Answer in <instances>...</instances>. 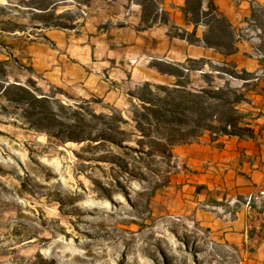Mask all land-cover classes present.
Listing matches in <instances>:
<instances>
[{
	"label": "rangeland",
	"instance_id": "374dc122",
	"mask_svg": "<svg viewBox=\"0 0 264 264\" xmlns=\"http://www.w3.org/2000/svg\"><path fill=\"white\" fill-rule=\"evenodd\" d=\"M40 1L0 0V264H249L250 238L238 242L239 233L223 227L231 216L222 210L215 216L204 205L206 193H196L198 186L209 188L207 175L213 168L208 156L197 152L199 145L176 147L180 160L171 163L138 164L133 158L139 153L125 156V150L111 144L60 145L28 128L21 109L3 95L10 85L66 105L97 103V114L121 116L130 123L117 128L129 138L123 146L137 148L134 116L143 87L149 84L154 92L175 89L174 80L159 85L147 82L148 76L108 92L104 85L97 100L76 85L60 89L55 73L79 68L90 52L98 54L97 28L105 34L130 19L146 26V13L138 5L143 0H49L57 6L45 25L29 10ZM260 12L264 26V9ZM133 66L139 72L145 68ZM187 79L194 85L184 87L190 92L240 90L238 80L215 74L207 82L201 75L189 74ZM108 156L128 161L144 179L97 161ZM163 179H169L168 185L153 195ZM261 192L251 195L260 209ZM246 208L254 210L247 203Z\"/></svg>",
	"mask_w": 264,
	"mask_h": 264
},
{
	"label": "trees",
	"instance_id": "16d2710c",
	"mask_svg": "<svg viewBox=\"0 0 264 264\" xmlns=\"http://www.w3.org/2000/svg\"><path fill=\"white\" fill-rule=\"evenodd\" d=\"M162 0H143L138 5L142 7L146 15L143 22L146 25L167 23L165 11L162 7ZM57 5L49 0H41L33 7H29L33 16L39 19L41 24L47 25L51 14L55 12ZM262 2L251 1V15L248 18L247 29L238 38L249 37L253 32L257 35L261 44L256 48L259 63L262 65L260 78H264V26L260 18V11L264 8ZM187 10L193 15L194 23H199L201 6L194 2L187 5ZM205 22L210 25L208 33L204 36V43L212 47L228 48L231 38L226 27V20L213 14L209 9L204 14ZM50 28H62L52 26ZM197 26L195 27L196 33ZM243 37H242V36ZM193 71L203 72L200 74L203 81L207 82L210 76L203 68L209 67L216 71L218 76L243 81L244 85L239 91L215 90L202 88L200 91L190 92L180 89H159L157 92L151 90L149 84L142 89L139 98L141 107L138 116H134L135 129L139 133V139L134 140L137 148L123 146L128 143L125 134L119 132L120 125L130 126L128 121L121 116L97 114L93 106L97 103H86L83 105H66L59 100L47 96L37 95L32 89L10 85L4 89L3 95L7 100L18 106L22 111V118L27 123L28 128L47 139L66 146H101L111 144L125 150V156L131 152L140 155L133 158L138 164L149 161H162L171 163L173 159H179L175 155L174 149L184 145H199L203 150L223 149L224 141H253L258 148L264 145V124L259 121L264 119L262 113H258L253 106L255 97V81L259 79L255 75L243 72L241 75L229 64H212L211 60L199 59L190 62ZM218 67V69L216 68ZM169 69V67H166ZM169 73V72H168ZM244 76L248 79H240L235 76ZM12 92H17L16 97H12ZM250 110H242V108ZM244 111V112H243ZM97 161H103L110 165L112 169L119 167L120 174L129 175L138 179H144L143 172L132 169L128 161H122L119 156H108ZM244 175V174H242ZM114 177V176H113ZM169 179H163L154 188L153 195L157 190L165 188ZM98 186L100 184H97ZM100 188V187H99ZM103 188V187H101ZM106 197H109L106 194ZM206 193L205 204L212 213L217 216L222 210L231 218L237 211L246 206L247 199L240 194L234 195V205L232 200L224 190L217 188L212 191L206 186H198L196 193ZM224 194V199L219 201V196ZM257 213L264 210L259 206H254ZM255 229L249 235L252 241L255 237ZM43 264H50L42 261Z\"/></svg>",
	"mask_w": 264,
	"mask_h": 264
},
{
	"label": "crops",
	"instance_id": "0c3cea01",
	"mask_svg": "<svg viewBox=\"0 0 264 264\" xmlns=\"http://www.w3.org/2000/svg\"><path fill=\"white\" fill-rule=\"evenodd\" d=\"M252 0H162L167 23L139 26L130 19L129 24L112 29L105 33L99 27L97 35L98 54L90 52L86 59L80 61L82 70L73 65L71 70L60 71L54 74L56 86L65 89L69 86H79L90 93V98L97 100V92L104 85L107 92L117 90L135 79L148 76L147 82L165 85L174 80V88L184 90V87H194L192 80L187 76L203 74L193 71L190 62L199 59L211 60L212 64L224 63L236 69L239 75L243 72L255 75L258 78L262 72V64L258 61L256 48L261 40L253 35L238 38L247 29L248 18L251 15ZM262 2L261 0H256ZM198 3L201 6L199 23H194L193 15L188 12L187 5ZM226 20V27L230 34L228 48L212 47L204 43V36L210 25L205 22L204 14L208 10ZM145 14L142 12L141 17ZM197 26L196 33L195 27ZM128 63L131 66H128ZM144 64L145 68L139 72L134 64ZM171 69L168 73L167 68ZM209 74L219 73L209 68ZM240 89L244 85L239 81ZM96 90V91H94ZM106 95L103 94V98ZM102 99V98H100ZM253 106L258 113L264 115V78L255 81V97ZM264 124V119L259 121ZM224 148L203 150L197 147L198 153L208 156L213 162L211 174L207 175L209 190L221 188L232 200L234 195L240 194L245 198L264 191V145L258 148L253 141H224ZM244 174V175H242ZM204 181H206L204 179ZM205 183V184H206ZM219 201L224 199L221 193ZM206 199V196L203 198ZM256 218V223H253ZM213 220H215L213 218ZM232 227L230 230L237 235L241 244L247 243L252 229L255 237L252 240V252L246 253L249 264H264V210L257 213L249 212L246 206L241 207L223 227Z\"/></svg>",
	"mask_w": 264,
	"mask_h": 264
},
{
	"label": "built area",
	"instance_id": "2783aa9c",
	"mask_svg": "<svg viewBox=\"0 0 264 264\" xmlns=\"http://www.w3.org/2000/svg\"><path fill=\"white\" fill-rule=\"evenodd\" d=\"M260 196L262 197L263 201H264V191H262L260 193ZM254 205V197L250 196L247 202V207L250 208V206Z\"/></svg>",
	"mask_w": 264,
	"mask_h": 264
}]
</instances>
